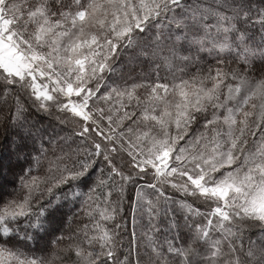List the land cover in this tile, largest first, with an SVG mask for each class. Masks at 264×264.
<instances>
[{"label":"snow or ice","instance_id":"6c2138e0","mask_svg":"<svg viewBox=\"0 0 264 264\" xmlns=\"http://www.w3.org/2000/svg\"><path fill=\"white\" fill-rule=\"evenodd\" d=\"M0 128V264H264V0H0Z\"/></svg>","mask_w":264,"mask_h":264},{"label":"trees","instance_id":"16d2710c","mask_svg":"<svg viewBox=\"0 0 264 264\" xmlns=\"http://www.w3.org/2000/svg\"><path fill=\"white\" fill-rule=\"evenodd\" d=\"M146 70L147 69L145 67V71ZM33 119H36V117H33ZM40 119L43 120V126L48 131L49 134H52L54 132H59L61 135H63V134H65V132L68 131V129H63V131H61L62 126H57L54 121H52L51 123H49V121L47 120V118L41 117ZM9 131H10V129H9ZM6 134L7 133H5L2 128H0V142L5 138V135ZM76 207L78 208L79 205L77 204ZM72 211L75 212L76 211V208H73ZM158 223L160 225L161 232H163L164 227H166V225H167V221L165 220V218L163 217V215H161Z\"/></svg>","mask_w":264,"mask_h":264},{"label":"rangeland","instance_id":"374dc122","mask_svg":"<svg viewBox=\"0 0 264 264\" xmlns=\"http://www.w3.org/2000/svg\"><path fill=\"white\" fill-rule=\"evenodd\" d=\"M39 126V125H38ZM15 130L14 129H10V131H9V133L10 132H14ZM9 133H7L6 135H5V138L0 142V152H2L4 149H3V145L5 144V140L8 138V135H9Z\"/></svg>","mask_w":264,"mask_h":264}]
</instances>
